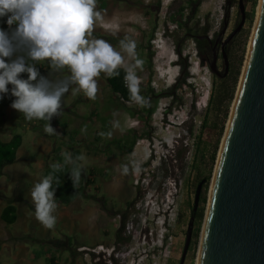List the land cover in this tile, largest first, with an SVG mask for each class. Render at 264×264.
<instances>
[{
	"label": "rangeland",
	"instance_id": "obj_1",
	"mask_svg": "<svg viewBox=\"0 0 264 264\" xmlns=\"http://www.w3.org/2000/svg\"><path fill=\"white\" fill-rule=\"evenodd\" d=\"M127 2H129V0H126V4L129 5ZM165 3H167V0L164 1V5ZM259 4L260 0H244V23L237 32L238 36L232 42V45L227 46V50L230 54L235 53V55L238 56L241 50L240 43L241 40H243L242 63L239 69V75L241 74V68L245 60V56H247L246 51L248 53ZM129 6L131 12H135L132 5ZM127 12L130 11L127 10ZM138 17L139 37L136 51L139 58L143 60L144 57H149L148 62L146 60L144 61L143 71L138 70V75L142 77L140 94L144 97H151L152 94L157 95V93H160L161 96H155V98L149 99V107L153 110L152 114L146 119L147 124L143 128L142 118L144 117L145 111L143 112L142 107L139 105L134 103L129 104L127 109H125V112L131 120L128 124L130 128H124L125 125L122 128L121 121L120 129H123V133L121 135L117 133L115 139H112L111 141L113 142V140H115L114 143H116L118 137H122L125 132L130 133L132 130L137 132L135 140L132 139L133 141L131 140L127 146L130 147L131 151L134 146L140 149V153H131L130 158L137 161L141 167V171L139 173L131 171L130 179L131 194L139 192V198H141V202L138 201L136 207L134 208L136 210L134 216L138 219L139 224L143 220H148L152 212L156 211L157 204L154 203V197L157 195V191L165 187L166 189H170V187L174 188V194H172V197H169L171 206L167 211L169 226L161 228L160 230V232L163 233L162 237L166 234L165 243L162 244L161 251L158 255L155 254L153 257H148L153 264H177L182 245V228L186 222L187 210L190 202L192 201L194 186L198 180L203 179L205 181V178L207 177L204 190V201L202 203H198V208L201 209V218L195 225L192 242L183 263L198 264L201 236L207 211L209 192L222 143V135L230 119V117L228 119L230 106L234 100L240 76L238 75L232 99L228 107V113L226 119L224 120L223 131L218 140L213 163L208 173L207 165L216 134V129L212 128L213 122L216 121V118L214 117L213 111H211L213 106L208 103V98L213 95V86L218 82L219 78L214 77L209 70L207 63L202 62L193 40H186L181 46L180 55L185 60V65L182 67V61L177 59L173 50L174 40L181 36L182 31H175L172 28H167L165 24L162 25L160 23L152 30L150 24L146 19H144L145 15L142 17L138 15ZM2 20L4 19L0 18V30L10 32L7 23L5 24ZM196 20V24H192L190 27V29L198 27L195 31L196 34H200L202 31L201 29H206L208 36L212 33L218 34L224 27L222 35L223 40L236 27L239 21V16L237 14V0H203L202 5L198 10ZM170 31H172V33L169 34ZM198 47H202L204 49L205 44H200ZM206 53L210 61V53L207 49ZM181 67L182 69H180ZM216 69L219 73H222V62L219 55L216 62ZM177 74H179L180 80L184 78V84H182L179 89L169 91ZM103 92V98L106 100L104 102H106V104H113L114 100L110 98V94L112 93L109 89L105 87ZM71 97L73 98L72 101L75 99L77 100V102L73 101L71 112L79 118L77 116V111H80L81 108L88 106V102H85L84 104L78 103L79 95L76 97L68 95L69 101L71 100ZM233 105L234 103L231 107V113ZM184 119H187V121H185L182 125H179ZM104 121H106V119ZM102 126L103 125L101 124L99 129H97L93 125H87V128L89 129V135L87 138L90 137L93 139L95 130L102 132ZM104 130L113 131V128L111 129L110 127H107V129ZM12 131L13 133L21 136L22 144L20 151H27V154L30 157V165L28 166H32L34 168L33 163L39 156L38 153H35V149L32 147V141L34 140L36 133L33 129L29 131H21L18 128H14ZM98 140L100 141V145L104 148L109 144L107 137H101L99 135ZM117 144L119 146H124L121 143V140H119ZM89 148L90 146L88 145V149ZM113 148L114 149H111V152L115 150V147ZM31 175H34V173H31ZM106 176H109L108 171ZM18 181V189L27 188L30 183L25 177L20 178ZM105 202L108 204L110 199H105ZM120 207H122V205H118L115 211H112L111 213L115 226V214ZM177 215L181 217L178 221ZM108 220L109 221L104 223L103 226V229L106 231L105 236L100 234V237L88 238L85 236V238L82 239L76 234L70 236V238H65L64 240L68 241V246L70 248L73 247L74 242L81 240V242H83L86 246H90L94 242H100L102 247L92 248L91 256H89L91 262L95 264H114L113 262L104 263L105 260L100 255L102 253L100 250L105 253L106 257V255L110 252V249L113 248L115 251L116 248L115 244L112 242L114 228L110 219ZM39 226L40 224L37 221L34 222L33 228H39ZM132 229H134L133 232H131V229L128 228L130 233L129 235L133 236L131 237L132 244L130 243L129 246L132 248L137 247V252H139L140 249L145 251V242L143 246L137 245L138 231L133 226ZM51 230L57 239L56 241H59L60 232L65 229L62 230L58 223H56L55 227ZM156 233H158V231L152 232L153 236H155ZM156 238H158V235ZM21 240L23 243L31 245L28 237H21ZM155 242L156 241L154 240V244ZM105 247L106 249H104ZM93 251H95V253H93ZM129 251L131 252V248H129ZM62 252H65V255H68L67 250L64 249ZM62 257L63 254H61L60 258L62 259ZM128 257L129 253L124 258L126 259ZM131 263L133 264V262L123 264Z\"/></svg>",
	"mask_w": 264,
	"mask_h": 264
},
{
	"label": "crops",
	"instance_id": "obj_2",
	"mask_svg": "<svg viewBox=\"0 0 264 264\" xmlns=\"http://www.w3.org/2000/svg\"><path fill=\"white\" fill-rule=\"evenodd\" d=\"M127 3L131 5L132 0ZM129 5L126 4V0H98L97 10L101 12V17L97 18L94 23L93 37L104 39L113 47L118 48L120 39L127 36L136 40L138 47V14L131 12ZM126 9L130 12H127ZM3 19L2 21L6 24L7 17H3ZM35 66L41 69V76H49L50 69L47 62ZM21 78L27 79V75L22 74ZM104 78L103 74L99 78V92L95 101L87 99L82 94L79 95L78 103L88 102V106L77 111L79 118L71 112L72 103L77 100L72 101V97L70 101L68 100V95H71V92L64 96L61 115L50 121L51 126L60 135L46 134L44 132L46 121L34 119L31 122H26L21 113L10 107L14 99L10 95L0 98V140L7 142L15 134L12 131L14 128L21 131L33 129L36 134L35 141H32V147L35 149V153L39 154L33 163L34 168L28 166L30 157L27 151H20L22 144L20 136V145L15 152L14 161L4 166L0 171V215L6 205H11L14 208L12 223L6 224L0 217V264H95L91 262L87 250L101 247L100 242L86 246L81 240L74 242L73 247L70 248L68 241L64 239L76 234L82 239L85 236L88 238L100 237V234L105 236L106 231L103 226L109 221L108 219L115 230L116 226L111 213L118 205L121 206L125 200L131 197V170L128 175H121L118 170L119 165L128 163L131 153H140V149L136 146L132 151L121 149L117 144L119 140L124 143L125 140L121 136H117L116 143H114L115 140L111 141L115 139L117 133L121 135L123 129L109 130L112 131L114 138L112 136L107 138L109 144L105 148L100 145L98 140L99 130L94 131L93 139L87 138L88 128L86 132H81L84 125H93L99 129L101 124L103 125L102 132H109L104 129L107 127L112 129L113 120L122 121V128L124 125V128H130L128 124L131 120L125 112L129 103L119 102L120 98L114 94H110V98L114 100L113 104L104 102L106 100L103 98V90L105 87L107 88ZM8 87L11 89V85ZM105 119L106 121H104ZM128 142L126 140L125 144ZM113 147L115 150L111 152ZM53 149H58L57 156L60 158H63L61 153L64 151H76L78 155L86 156L81 176L82 191L80 195L67 204H58L55 212L56 223L62 230L65 229L60 232L59 241H56L52 230H47L41 225L34 229L33 224L36 219L28 214L34 212L29 195L31 188L42 178L45 166L51 162H57L56 158L51 155ZM107 171L109 176H106ZM22 177L27 178L30 183L27 188L18 189V180ZM108 198L110 202L107 204L105 199ZM107 209L111 210L110 214L107 213ZM21 237H28L31 245L23 243ZM64 249L68 251V255L62 252ZM61 254H63L62 259L60 258Z\"/></svg>",
	"mask_w": 264,
	"mask_h": 264
},
{
	"label": "clouds",
	"instance_id": "obj_3",
	"mask_svg": "<svg viewBox=\"0 0 264 264\" xmlns=\"http://www.w3.org/2000/svg\"><path fill=\"white\" fill-rule=\"evenodd\" d=\"M97 2L0 0V18L7 17L10 29V32L0 30V98L13 97L10 107L21 113L26 122L34 119L46 121L44 132L48 135H60L50 121L61 115L64 96L71 92L73 97L82 94L95 101L102 74L105 79H111L119 76L122 69L125 73L123 82L129 93L127 102L140 107L149 106V100L140 94L142 77L138 70L143 71L144 60L136 51L137 41L125 36L117 48L104 39L93 37L94 23L101 17ZM44 62L50 69L48 77L41 76L35 66ZM22 74H26L27 79L21 78ZM185 121L187 119L179 125ZM112 128L120 129V122L113 120ZM86 131L87 125H84L81 132ZM99 135L111 138L112 131ZM61 156L63 162L51 164V171L35 183L29 193L34 212L28 214L48 230L57 222L58 204L53 187L61 183L57 174L71 166L68 172L73 188L77 189L85 167L86 156L83 154L73 156L64 151ZM118 170L121 175H128L130 170L139 173L141 167L137 161L129 159L128 163L119 165ZM170 189L162 188L154 197L157 208L149 219L152 232L158 231L155 241L161 242L163 233L160 230L169 226V197L174 194V188ZM158 244L156 241L155 247Z\"/></svg>",
	"mask_w": 264,
	"mask_h": 264
},
{
	"label": "water",
	"instance_id": "obj_4",
	"mask_svg": "<svg viewBox=\"0 0 264 264\" xmlns=\"http://www.w3.org/2000/svg\"><path fill=\"white\" fill-rule=\"evenodd\" d=\"M239 21L220 42L223 47L244 23L243 0H237ZM224 27L217 34L223 35ZM216 57L209 63L212 74ZM241 81L214 170L203 226L198 264H264V0L242 65ZM240 76V75H239ZM204 180L197 182L192 210L197 207ZM191 221L178 264L190 239Z\"/></svg>",
	"mask_w": 264,
	"mask_h": 264
},
{
	"label": "flooded vegetation",
	"instance_id": "obj_5",
	"mask_svg": "<svg viewBox=\"0 0 264 264\" xmlns=\"http://www.w3.org/2000/svg\"><path fill=\"white\" fill-rule=\"evenodd\" d=\"M164 1L165 0H132L131 5L133 7V10L140 17L145 15L144 19H146L147 22L150 24L152 30L155 29V27H157V25L160 23L162 25L165 24L167 28H170V29L172 28L175 31H178V30L182 31L181 36L174 40V47H173V50L177 56V59L182 61V67L185 65V60L180 55L181 46L186 40H193L195 43L196 49H197V53H199V57L202 59V62L207 63L208 67H209V63L211 62L212 56L214 55L216 57V60H215L216 74H213V75L214 77H217V78H223L228 69V59L226 55L228 43L223 47V51H224L226 62H227L226 72L223 73L224 65H223V61L221 58V52H220V42L222 41V35L219 38L217 37V33H212L211 35L208 36L206 29L205 30L201 29L202 30L201 33L196 34L195 31L197 30L198 27H194L190 29L191 25L192 24L195 25L197 22L196 16H197L198 10L200 9L202 5L203 0H167V3H165V5H164ZM170 33H172V31H170L169 34ZM200 44H205V48L204 49L202 47L199 48L198 45ZM206 49L210 53V61L206 53ZM218 55L222 62V73H219L216 69V62L218 60ZM148 59L149 57H144V61L146 60L148 62L149 61ZM172 90L174 89L171 88L170 91ZM157 94H160V93H157ZM155 96L156 95L152 94L151 97L145 96V98L149 100V99L155 98ZM119 102L123 104L125 103V101H123L121 98ZM146 108H150V107L147 106ZM142 109L144 112V107H142ZM147 118L148 117L145 111L144 117L142 118V121H143L142 128L147 124L146 123ZM136 136H137V132L132 130L130 131V133L125 132L122 137L124 138L125 141L128 140L130 142L132 139L135 140ZM125 141L124 143L121 141V143L124 146H119V147L121 149L130 151V147L127 146L129 142L125 144ZM195 186H194V189H195ZM138 201L141 202V198H139V192H134V194H131V197L129 199L123 202L122 207H120L119 210L116 211V214H115L116 215L115 216L116 217V227H115L113 238H112V242L115 244L116 248H115V251L113 248L110 249V252L106 255L107 259L105 257L104 252L100 254L102 258L105 260L104 263L113 262L114 264H123V263L133 262V264H135L136 262H138V264H153L152 261L148 259V257L149 256L153 257L155 254L158 255L159 252L161 251L162 244L165 243V240H166V234L163 237H161V242L155 247L154 236L152 234V229L150 227L151 219H148L146 221L143 220L140 223L141 224L140 226L138 219L134 216L136 213V210L134 208L136 207V204ZM192 201H193V196H192ZM192 201L190 202V205L187 210V218H186L185 225L182 228L183 231H182L181 250H182V247L185 241V233L187 229V224L189 221H191L190 239H189V244H188L186 253L189 250V247L192 242V236H193L194 228L196 225V216H197L198 209H199L198 204H197V207L195 208V210L194 211L192 210ZM198 203H199V200H198ZM107 213L110 214L109 211ZM180 219L181 217L177 215V221ZM132 226L136 228L138 231L137 245L143 246L145 242V245H146L145 251L140 249V251L137 252L138 250L137 247L132 248L131 246H129L130 243L132 244L131 237L133 236L129 235L130 233L128 231V228H130L131 232H133L134 229H132ZM129 248H131V252L129 251ZM104 249H106V247ZM87 251H88V255L91 256L92 248H89V250ZM128 253H129V257L125 259L124 257L127 256ZM186 253H185V256H186ZM180 255H181V251H180ZM180 255L178 257L177 264L179 263ZM185 256H184L182 264L184 263Z\"/></svg>",
	"mask_w": 264,
	"mask_h": 264
},
{
	"label": "trees",
	"instance_id": "obj_6",
	"mask_svg": "<svg viewBox=\"0 0 264 264\" xmlns=\"http://www.w3.org/2000/svg\"><path fill=\"white\" fill-rule=\"evenodd\" d=\"M237 36H238V33H236L231 38V40L228 42L229 46L232 45V42L236 39ZM240 44H241V50L238 56L235 55V53L230 54L228 50L226 51V55L228 59L227 72L223 78L218 79V82L213 86V95H211L208 98V103L211 104V106H213L211 111H213L214 117L216 118L215 119L216 121H214L212 125V128L216 129V134L214 138V145L210 152L209 162L207 165L208 173L213 163L218 140L221 137V134L223 131L224 120L226 119V116L228 113V107L232 99V95H233L235 85L237 82V78L239 75V69L242 63L243 40H241ZM246 54H247V51H246ZM180 69H182V67ZM37 70L39 71V73L41 72V69L39 67H37ZM124 74H125L124 71L121 69L119 76L115 78H111V79L104 78V81H105L107 88L112 94L117 95L123 101L127 102L129 99V93H128L127 88L122 84ZM241 75H242V70H241V74L238 80L236 92L238 90L239 83L241 81ZM182 84H184V78L180 80L179 74H177L174 80V83L171 85V88H173L174 90L179 89L182 86ZM171 88L169 89V91L171 90ZM156 96L157 97L161 96V94H157ZM235 97H236V93H235ZM235 97H234L232 104L235 101ZM232 104L230 106V113H229L228 119L231 114ZM152 110H153L152 108L144 107V111H146L147 117H149L152 114ZM19 145H20V136L18 134L12 135L11 138L7 142H3L0 140V171L4 166L9 165L14 161L15 152L17 148L19 147ZM71 153L73 154V156L78 155L76 151H72ZM51 155H53L56 158L57 162H61V163L63 162V158H60L57 156L58 149H53L51 151ZM51 164L53 163L51 162L50 164L45 166L44 171L42 173V177L46 176L51 171V168H50ZM70 167L71 166H68L67 168H65L64 172L57 174L61 181L60 185L59 186H56L55 184L53 185V187H55V198L57 200V204H67L71 202L77 196H79L82 191L80 186L77 189L73 188L72 181L70 179V173L68 172ZM206 181H207V177L205 178L203 188H201L202 192H201V195L199 196V202L201 203L204 201V190H205ZM0 217H1V220L4 221L6 224L12 223L14 221V208L11 205H6L4 209L2 210ZM200 218H201V209H198V213L196 216V223L199 222Z\"/></svg>",
	"mask_w": 264,
	"mask_h": 264
},
{
	"label": "built area",
	"instance_id": "obj_7",
	"mask_svg": "<svg viewBox=\"0 0 264 264\" xmlns=\"http://www.w3.org/2000/svg\"><path fill=\"white\" fill-rule=\"evenodd\" d=\"M122 84L124 85V82H123V80H122ZM125 86V85H124ZM157 241H159V240H157Z\"/></svg>",
	"mask_w": 264,
	"mask_h": 264
},
{
	"label": "bare ground",
	"instance_id": "obj_8",
	"mask_svg": "<svg viewBox=\"0 0 264 264\" xmlns=\"http://www.w3.org/2000/svg\"><path fill=\"white\" fill-rule=\"evenodd\" d=\"M260 5V4H259ZM258 10H259V8H258ZM231 117V116H230ZM203 233V232H202ZM201 238H202V236H201ZM199 258V257H198Z\"/></svg>",
	"mask_w": 264,
	"mask_h": 264
}]
</instances>
